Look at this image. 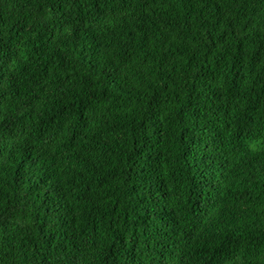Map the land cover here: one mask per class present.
<instances>
[{
    "label": "trees",
    "instance_id": "obj_1",
    "mask_svg": "<svg viewBox=\"0 0 264 264\" xmlns=\"http://www.w3.org/2000/svg\"><path fill=\"white\" fill-rule=\"evenodd\" d=\"M0 264H264V0H0Z\"/></svg>",
    "mask_w": 264,
    "mask_h": 264
}]
</instances>
